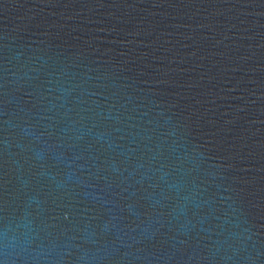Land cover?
<instances>
[{
  "label": "water",
  "instance_id": "water-1",
  "mask_svg": "<svg viewBox=\"0 0 264 264\" xmlns=\"http://www.w3.org/2000/svg\"><path fill=\"white\" fill-rule=\"evenodd\" d=\"M0 264H264V0H0Z\"/></svg>",
  "mask_w": 264,
  "mask_h": 264
}]
</instances>
